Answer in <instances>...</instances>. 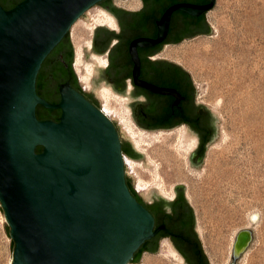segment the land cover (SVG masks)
I'll list each match as a JSON object with an SVG mask.
<instances>
[{"label":"water","instance_id":"water-1","mask_svg":"<svg viewBox=\"0 0 264 264\" xmlns=\"http://www.w3.org/2000/svg\"><path fill=\"white\" fill-rule=\"evenodd\" d=\"M143 1L142 10L131 12L114 0H0V203L15 243L11 264H138L144 251L158 254L166 237L190 264H211L195 232L187 186L175 188V201L157 189L136 191L123 153L151 167L121 143L98 89L129 97L142 129L186 123L199 138L190 166L202 169L210 147L221 143L222 120L196 101L188 71L149 57L167 44L213 35L206 14L216 0ZM97 4L117 16L121 33L96 28L95 53L119 43L85 92L74 70L71 30ZM248 233L235 238L233 264L248 248L238 250Z\"/></svg>","mask_w":264,"mask_h":264},{"label":"rangeland","instance_id":"rangeland-1","mask_svg":"<svg viewBox=\"0 0 264 264\" xmlns=\"http://www.w3.org/2000/svg\"><path fill=\"white\" fill-rule=\"evenodd\" d=\"M116 2L135 8L137 0ZM98 13L102 15L92 7L71 30L75 61L76 45L81 44V75L86 82L77 73L79 82L90 87L99 69L98 57L88 50L94 27L100 24L95 20ZM206 17L213 35L186 40L166 53L179 56L192 72L200 100L220 116L221 143L212 146L204 167L195 170L188 159L190 149L176 138L166 148L150 142L144 153L151 169L144 162L137 164L149 183L140 192L157 189L169 199L175 187L187 186L186 197L209 262L233 264L235 238L250 230L252 240L235 264H264V0H217ZM119 130L127 139L126 128ZM125 172L136 182L131 169L125 166ZM8 228L0 203V264L13 260ZM138 264L185 262L171 241L163 239L160 252L144 253Z\"/></svg>","mask_w":264,"mask_h":264},{"label":"flooded vegetation","instance_id":"flooded-vegetation-1","mask_svg":"<svg viewBox=\"0 0 264 264\" xmlns=\"http://www.w3.org/2000/svg\"><path fill=\"white\" fill-rule=\"evenodd\" d=\"M114 3H115L116 6L121 7V6L117 5V3H116L115 0H114ZM95 7H97L102 12H105L107 14V16L109 17L110 21L112 22L111 24H109L107 22L100 23V24H96V26L94 27V30H93L91 39H90L89 44H88V50L93 55H95L96 57H98V58H100V59L103 60L101 62L98 60V67H99V69L96 71V74H95V76H96L101 71H103V70H105V69L108 68V66L110 64V62H109L110 52H111L112 48L115 47L119 43V40L118 39L113 40L110 48L108 49V51L105 54H102V55L101 54H97V53L94 52V49H93V42H94V37H95V30L99 26H105V27L109 28L110 30H115L117 32V34H120L121 33V26H120L119 19L117 18V16L115 14H113L112 12H110L109 10L105 9L104 7H102V6L98 5V4L95 5ZM143 7H144V4L142 5L141 9H139L137 11L142 10ZM121 8L126 9V10L131 11V12H137V11L129 10L127 8H124V7H121ZM181 42H179L177 44H167L166 47H165V49H164V51H162L161 53H159V54H157L155 56L149 57V59H152V60L165 59V60H168V61L177 63V64L181 65L186 71H188L191 74L192 78H193L192 72L190 70H188L182 64V62L179 60L180 59L179 56H176L174 54H168V53H166V50L168 48L173 49L175 46L179 45ZM193 80H194V78H193ZM127 83H128L127 95H129V94H131V91L134 89V86L132 85V79L131 78H128L127 79ZM194 83H195V86H196V82L195 81H194ZM80 85H81V87L83 88V90L85 92H92V90H93V85L91 87L88 86V85H82L81 83H80ZM196 88H197V91H198V87L197 86H196ZM98 96H99L100 103H101V111L115 125V127H116V129H117V131L119 133L121 143L122 144H130L135 149V151H137L138 153H141V154H144L145 155L144 151L145 150L147 151V148H145V150H142V149L138 148V146L136 145L134 139L132 138V136H131L128 128H127V125H130V126L134 127V129H135V131L137 133H142L144 135V137L147 138V139H151V138L153 139L158 134H164V136L165 135L170 136L171 139L167 142V145L165 144L166 145V146H164L165 148L169 144L170 145L168 147H172L171 142H172V140L174 138H176L180 142V144L182 145V147L190 149L189 158H190V155L197 148V146L199 144V138L193 132H191L189 130V128H188V126H187L186 123H182L178 127L173 128V129H170V130H145V129H142L141 127H139V125L133 119V116H132V114H133L132 108L129 107V105H128L129 97H124V96H121V95L116 94L113 91V89L111 87H109V86H101L98 89ZM196 101L199 102V103H203V104L208 105V106L211 107L210 104H208V103L200 100L199 95H197ZM106 107L110 110V114L106 111V109H105ZM121 126H123V127L126 128V132H127V135H128V138L127 139H125L123 137V135H121V132L119 130V127H121ZM152 139H151V142H153ZM211 149H212V146L210 147L207 156L211 152ZM123 154H124V159H125V166L127 168L131 169V167H130V165H129V163L127 161H130V162L134 163L136 166H137V164L138 165L142 164V161L132 160L125 153H123ZM132 173H133V175L136 178V182H135L136 191L137 192H140V190L138 189V183H139V176L142 178V176H141L142 174H140L138 172L139 175H137V173H135L133 170H132ZM175 188L173 190V194H174L173 197L172 198H169V199L167 198L169 201H175L176 198H177V195H176V192H175ZM186 199H187V197H186ZM187 201H188V199H187ZM188 203H189V201H188ZM195 232H196L198 238L200 239V237L198 235V232H197V229H196V225H195ZM164 239H169V238L167 237V238H164ZM200 242H201V239H200ZM201 244H202V242H201ZM202 247H203V245H202ZM177 252L181 256V258L183 259V261L185 262V264H190L186 260V258L178 250H177ZM145 253H149V252L146 251Z\"/></svg>","mask_w":264,"mask_h":264},{"label":"bare ground","instance_id":"bare-ground-1","mask_svg":"<svg viewBox=\"0 0 264 264\" xmlns=\"http://www.w3.org/2000/svg\"><path fill=\"white\" fill-rule=\"evenodd\" d=\"M217 1V0H216ZM99 14V13H98ZM96 15V17H95V20L97 21L96 23H105V22H107V23H109V24H111L112 22L110 21V19H109V17L107 16V14L105 13V12H102V15ZM109 20V21H108ZM81 44L80 43H77V45H76V61H75V64H74V66H75V69H76V72L78 73V75L81 77V81L83 82V83H85L86 82V80H85V78H83L82 77V69H81V46H80ZM84 48V47H83ZM83 55V54H82ZM98 60L101 62V61H103L102 59H100V58H98ZM108 96V95H107ZM109 97V96H108ZM108 100V99H107ZM106 109V111L110 114V110L106 107L105 108ZM127 128H128V130H129V132H130V134H131V136H132V138L134 139V141H135V143H136V145L138 146V148H140V149H142V150H145V148H147L149 145H150V142L151 141H146L145 140V137H144V135L142 134V133H137L136 131H135V129H134V127H132V126H130V125H127ZM171 138H170V136H168V135H165L164 136V134H158L157 136H155V138H153L152 140L155 142V143H160L161 145H162V147H164V146H166L167 145V142L170 140ZM173 141V140H172ZM178 141V140H177ZM154 142H152V143H154ZM171 142V141H170ZM169 142V143H170ZM168 143V144H169ZM180 143V142H179ZM166 144V145H165ZM152 145V144H151ZM170 145V144H169ZM168 145V146H169ZM154 146V145H153ZM167 146V147H168ZM175 148H176V146L173 148V152H177L176 150H175ZM168 149V148H167ZM177 149V148H176ZM169 150V149H168ZM146 151V150H145ZM128 163H129V165H130V167H131V169L135 172V173H137V175H139L138 174V170H137V166L134 164V163H132V162H130V161H128ZM144 186H146V188L149 186V183L148 182H145L140 176H139V183H138V189L139 190H143V188H144ZM252 239V235H251V233H248V235L246 236V239L245 238H242L240 241H239V243H238V250H239V252L240 251H242V250H244L245 249V247L250 243V240ZM238 252V253H239Z\"/></svg>","mask_w":264,"mask_h":264},{"label":"crops","instance_id":"crops-1","mask_svg":"<svg viewBox=\"0 0 264 264\" xmlns=\"http://www.w3.org/2000/svg\"><path fill=\"white\" fill-rule=\"evenodd\" d=\"M115 1H118V0H115ZM119 1H121V0H119ZM117 3V5H119V6H121V7H124V8H127V9H129V10H132V11H137V10H139V9H141V7H142V5L144 4V1L143 0H137V2H136V5L134 6L135 8H131V7H126V6H124V5H122V4H119L118 2H116ZM206 16H207V14H206ZM199 36H205V35H199ZM199 36H197V37H199ZM196 38V37H195ZM194 39V38H193ZM187 39H184L180 44H182L184 41H186ZM179 44V45H180ZM179 45H177V46H179ZM176 47V46H175Z\"/></svg>","mask_w":264,"mask_h":264},{"label":"trees","instance_id":"trees-1","mask_svg":"<svg viewBox=\"0 0 264 264\" xmlns=\"http://www.w3.org/2000/svg\"><path fill=\"white\" fill-rule=\"evenodd\" d=\"M8 234H9V236H10V229L8 228ZM167 238V237H166ZM164 239V238H163ZM12 246H13V248L15 247V243H14V241L12 240ZM204 250V249H203ZM146 251H144L143 252V254L145 253ZM149 253H151V252H149ZM207 256V255H206Z\"/></svg>","mask_w":264,"mask_h":264}]
</instances>
